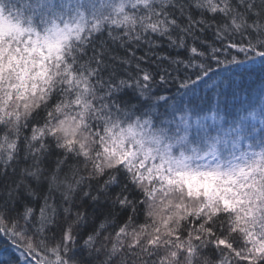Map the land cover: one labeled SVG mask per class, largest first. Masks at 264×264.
<instances>
[{"label": "trees", "instance_id": "16d2710c", "mask_svg": "<svg viewBox=\"0 0 264 264\" xmlns=\"http://www.w3.org/2000/svg\"><path fill=\"white\" fill-rule=\"evenodd\" d=\"M0 13L75 27L40 104L0 109V264H264L225 206L154 224L148 172L99 145L141 123L174 162L264 150V0H0ZM77 97L87 152L56 127Z\"/></svg>", "mask_w": 264, "mask_h": 264}, {"label": "rangeland", "instance_id": "374dc122", "mask_svg": "<svg viewBox=\"0 0 264 264\" xmlns=\"http://www.w3.org/2000/svg\"><path fill=\"white\" fill-rule=\"evenodd\" d=\"M74 28L56 23L46 31L36 30L0 13L1 110L25 113L40 104L57 82L58 63ZM82 101L77 97L66 104L56 127L68 143L79 144L87 152L96 141L84 128L86 103ZM99 145L107 164L124 161L148 172L139 175L153 184L149 207L154 211V224L167 227L184 206H225L245 220L264 252V150L250 152V156L240 152L245 157L239 161L234 155L217 158L207 152L200 161L181 156L174 162L141 123L110 126ZM41 263L47 264L44 259Z\"/></svg>", "mask_w": 264, "mask_h": 264}]
</instances>
